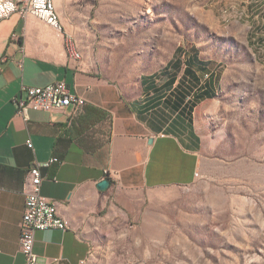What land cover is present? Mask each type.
<instances>
[{"label": "rangeland", "instance_id": "rangeland-1", "mask_svg": "<svg viewBox=\"0 0 264 264\" xmlns=\"http://www.w3.org/2000/svg\"><path fill=\"white\" fill-rule=\"evenodd\" d=\"M62 9L68 32L131 90L145 76L157 86L173 79L189 56L216 75L197 107V181L147 193L139 215L95 242L88 264H264V0H71Z\"/></svg>", "mask_w": 264, "mask_h": 264}, {"label": "crops", "instance_id": "crops-1", "mask_svg": "<svg viewBox=\"0 0 264 264\" xmlns=\"http://www.w3.org/2000/svg\"><path fill=\"white\" fill-rule=\"evenodd\" d=\"M68 1L55 0L64 31L20 13L0 21V264L24 263L20 222L35 163L61 159L42 168V193L57 201L68 223L66 230L36 232L39 264L53 258L59 264H88L95 242L114 224L139 215L147 193L197 181L201 102L191 114L180 113L167 103L168 90L156 91L165 81L157 86L156 77L145 76L131 90L106 76L91 47L68 32L62 9ZM69 40L80 58L71 55ZM61 80L85 99L83 106L19 112L16 99L25 95L24 85ZM106 171L114 177L101 190Z\"/></svg>", "mask_w": 264, "mask_h": 264}, {"label": "built area", "instance_id": "built-area-1", "mask_svg": "<svg viewBox=\"0 0 264 264\" xmlns=\"http://www.w3.org/2000/svg\"><path fill=\"white\" fill-rule=\"evenodd\" d=\"M14 13H20L22 16H35L55 30L64 31L55 0H0V21ZM68 47L73 57L77 59L81 57L77 45L71 42ZM22 90L25 95L17 98L16 103L19 112L24 116L29 109L52 111L72 107L76 111L85 104V99L71 92L68 84L63 80L45 86L24 85ZM27 144L29 147H33L31 139H28ZM59 162L61 159L53 156L47 161L35 163L29 168L24 188L25 211L20 222V250L25 258L23 264H39V256L34 250L35 234L38 230H66L68 228V223H65V219L58 213L57 201L42 193L44 178L42 168ZM199 174V170H197L196 176ZM111 177H114V173L106 171V178L110 179ZM51 261L59 264L57 258L46 259L43 264H49Z\"/></svg>", "mask_w": 264, "mask_h": 264}, {"label": "trees", "instance_id": "trees-1", "mask_svg": "<svg viewBox=\"0 0 264 264\" xmlns=\"http://www.w3.org/2000/svg\"><path fill=\"white\" fill-rule=\"evenodd\" d=\"M189 62L190 63L185 64L184 69L183 67L179 69L178 66H176L177 64L174 63L177 75L171 80L168 79V81L161 87H158L156 91H160L162 88L168 90L169 94L166 98L167 103L180 113L191 114L194 108L203 99L212 96L216 75L214 72H209L207 64L202 60H193L192 62L189 56ZM180 72L181 75L179 76ZM200 73L205 76V79H208L206 83L203 81ZM174 78H176V80ZM175 81H178L176 85H174Z\"/></svg>", "mask_w": 264, "mask_h": 264}, {"label": "water", "instance_id": "water-1", "mask_svg": "<svg viewBox=\"0 0 264 264\" xmlns=\"http://www.w3.org/2000/svg\"><path fill=\"white\" fill-rule=\"evenodd\" d=\"M111 181L109 179H104L98 183V187L101 190H106L110 186Z\"/></svg>", "mask_w": 264, "mask_h": 264}, {"label": "bare ground", "instance_id": "bare-ground-1", "mask_svg": "<svg viewBox=\"0 0 264 264\" xmlns=\"http://www.w3.org/2000/svg\"><path fill=\"white\" fill-rule=\"evenodd\" d=\"M65 223H66V221H65Z\"/></svg>", "mask_w": 264, "mask_h": 264}]
</instances>
